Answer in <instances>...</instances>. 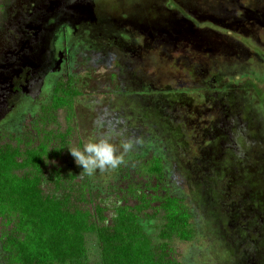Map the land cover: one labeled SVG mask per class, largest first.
I'll return each instance as SVG.
<instances>
[{
    "label": "rangeland",
    "instance_id": "obj_1",
    "mask_svg": "<svg viewBox=\"0 0 264 264\" xmlns=\"http://www.w3.org/2000/svg\"><path fill=\"white\" fill-rule=\"evenodd\" d=\"M0 1V131L23 137L69 63L80 94L48 127L70 139L57 168L110 194L135 159L161 156L193 213L194 235L169 240L180 264H264V0ZM105 134L133 149L83 175L70 149ZM140 222L161 241L162 219Z\"/></svg>",
    "mask_w": 264,
    "mask_h": 264
},
{
    "label": "trees",
    "instance_id": "obj_2",
    "mask_svg": "<svg viewBox=\"0 0 264 264\" xmlns=\"http://www.w3.org/2000/svg\"><path fill=\"white\" fill-rule=\"evenodd\" d=\"M64 79L69 84L60 82L52 103L23 122V137L0 131V243L8 264H180L169 240L194 235L193 213L170 191L163 157L135 159L110 194L57 168L70 139L48 127L80 94L71 72ZM141 218L163 220L160 242ZM91 235L101 254L95 261L88 257Z\"/></svg>",
    "mask_w": 264,
    "mask_h": 264
},
{
    "label": "clouds",
    "instance_id": "obj_3",
    "mask_svg": "<svg viewBox=\"0 0 264 264\" xmlns=\"http://www.w3.org/2000/svg\"><path fill=\"white\" fill-rule=\"evenodd\" d=\"M132 141L122 142L123 152L118 155L110 134L95 138L84 145L83 149H70L71 155L78 166L82 167V174L93 176L98 171L115 170L125 163L124 154L133 149Z\"/></svg>",
    "mask_w": 264,
    "mask_h": 264
},
{
    "label": "flooded vegetation",
    "instance_id": "obj_4",
    "mask_svg": "<svg viewBox=\"0 0 264 264\" xmlns=\"http://www.w3.org/2000/svg\"><path fill=\"white\" fill-rule=\"evenodd\" d=\"M0 4L2 6L1 10H0V17L2 16V14L4 13L5 11V6L1 3L0 1ZM68 72H71L70 70V64L68 63L67 66H66V70H65V73H68Z\"/></svg>",
    "mask_w": 264,
    "mask_h": 264
}]
</instances>
